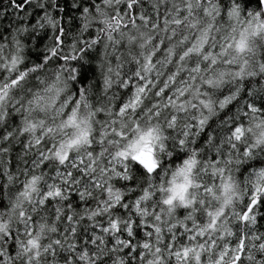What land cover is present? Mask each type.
Returning a JSON list of instances; mask_svg holds the SVG:
<instances>
[{
  "label": "snow or ice",
  "instance_id": "obj_1",
  "mask_svg": "<svg viewBox=\"0 0 264 264\" xmlns=\"http://www.w3.org/2000/svg\"><path fill=\"white\" fill-rule=\"evenodd\" d=\"M0 7V20L13 13L0 24L5 72H13H0V209L19 217L16 231L0 220V264H264V132L241 146L245 118L264 117V0H8ZM73 28L79 36L69 51ZM33 37L44 51L29 66ZM82 58L95 61L100 79L59 108L67 88L60 72L43 94L15 91L41 65L78 71ZM49 110L58 124L56 116L33 118ZM161 119L176 133L167 148ZM122 140L125 147L105 160L106 147ZM156 143L170 161L182 160L168 187L159 185L166 193L159 203L157 186L141 183L160 171ZM85 145L87 161L71 155ZM97 157L121 194L98 223L90 215L78 222L74 209L102 206L89 194V185L99 187ZM48 217L64 226L41 242L48 225L38 230L37 221Z\"/></svg>",
  "mask_w": 264,
  "mask_h": 264
},
{
  "label": "clouds",
  "instance_id": "obj_2",
  "mask_svg": "<svg viewBox=\"0 0 264 264\" xmlns=\"http://www.w3.org/2000/svg\"><path fill=\"white\" fill-rule=\"evenodd\" d=\"M251 3L254 5L255 0H251ZM78 36H79V33L74 28L69 31V35L67 37V43L65 45L66 49L71 51V44L75 43L74 37H78ZM50 42H51V37H49V39L45 41V43H50ZM35 44H36V38L33 37L32 44L26 45V54L24 56V63L28 64L29 66L34 64L39 54L42 51H44V45H40V47H35ZM28 49L31 50L30 53L27 52ZM8 54H9V49L5 48L3 50H0V72H5L4 63L6 62L5 57ZM81 64L83 65L82 67L80 65L77 66V68L79 69L78 71L77 69H74L71 64L56 65L54 63L53 65H47V66L41 65L38 73H33L29 71L24 81L21 82L17 86L15 91H18L20 97L22 98L27 97L29 93H32L35 91H39L43 94L44 88L46 87V85L54 81L56 72H60L61 84L62 85L66 84L67 88L62 93V98L56 101V107L59 108L60 103L62 102V99H66L69 95L74 97L76 95L77 89H79L80 87L87 88L89 86V82H95L96 80L100 79L99 70L98 69H96L95 71L93 70L95 61H86L84 58H82ZM21 70H24L23 65L18 66L15 71L20 72ZM12 74H13L12 71L5 72L6 77H10ZM32 115H33V118H45L46 120L51 122L52 117L56 116V113L52 110H49L47 114H40L39 117H37L35 113H33ZM253 115H255L256 117L255 120H253ZM20 119H22V117H20ZM261 119H264V117L260 116L259 114H251V113L249 114L247 118H245L244 128H245L246 136H245V139L241 142V146H243L244 144H248L250 142H254L256 137L261 132H264V128L256 127V123ZM59 121H60V116H56V123L58 124ZM147 123H148L147 117H144L142 120V124L144 126H147ZM151 123L155 125L157 121L152 120ZM158 123L161 125V133H160L161 136L168 137L167 140L161 141L165 144L167 148V146L172 143V139L174 138L176 133L168 128L167 124L164 122L163 119L159 120ZM249 128H251L250 132L248 131ZM170 131L172 132L171 136H169ZM58 141H59V137L56 138L57 143ZM51 142L52 141L50 140V143ZM126 143H127L126 141L122 140L119 142V144L107 146L106 155L104 159L109 160L112 156L115 155L117 151L124 148ZM87 151H88V148L85 145L79 148L78 150L74 148L71 152V155L73 157L83 155L85 156V160L87 161V155H86ZM154 151L156 154V158L159 159L161 162L160 171L158 174L142 177L141 183H146L150 181L151 183L157 186L152 191H153L154 200L156 201V203H159L160 198L166 195V193H161L159 191V185L163 184L165 188L168 187V183L172 179V174L173 172L176 171L175 165L180 164L182 166V160L177 159L175 161H170L166 153H161L160 148H159V143L154 144ZM173 155L174 156L176 155L174 149H173ZM69 163H71V161H69ZM111 163L115 167L118 165L119 161L112 160ZM104 167H105V164L103 163V161H101L97 157L96 172H95V176L92 177V179H95L99 183V187L97 188L92 185H89L90 196L95 200L96 204L102 205V206L99 208L91 206L87 210H85V206L82 205L81 206L82 211L80 213H78L74 209L72 212V215L77 217L78 222L82 218H86L89 215L92 217L93 222H97L96 216L107 214L106 209H107L109 202H114L115 198L121 194L120 190L116 189L115 187V176L111 173H104L102 171ZM129 170L134 172L135 164H129ZM45 171L47 172V170ZM37 174H39V169H37ZM89 175L92 176L91 173ZM233 175L235 176L236 174L233 173ZM201 178L204 180L207 179V177H203V176ZM22 182H23L22 178L19 179L17 181V186H19V183H22ZM0 183H3V181L0 180ZM109 188H111L112 190L109 191ZM136 190H139V184L137 185ZM40 191H42V189H40ZM73 191H75V189H73ZM125 191L131 192L133 190L128 189ZM38 195H39V191L33 195L32 205H35L36 196ZM5 202L7 203L8 201H5ZM20 202L23 204L24 210L30 211V205L26 201H24L23 198H21ZM19 210L20 209L17 208L16 212L18 213ZM0 220H3L5 225L9 227L12 231H16L17 225L19 223L18 215L13 214L11 211L7 209H0ZM49 220H51L50 225L48 224ZM41 224L48 225V227L45 228L41 234V242H43V240L54 239L55 233L59 232L60 227L64 226V225H61L59 221L51 217L38 220L37 221L38 230ZM53 229L55 231H53Z\"/></svg>",
  "mask_w": 264,
  "mask_h": 264
},
{
  "label": "trees",
  "instance_id": "obj_3",
  "mask_svg": "<svg viewBox=\"0 0 264 264\" xmlns=\"http://www.w3.org/2000/svg\"><path fill=\"white\" fill-rule=\"evenodd\" d=\"M7 2H8V0H0V5H5V4H7ZM67 2H68V4H70L71 0H67ZM0 12H4V9L2 7H0ZM12 17H13V13L11 11H8L7 13H5L4 18L2 20H0V24H3L6 26L9 22V19H11ZM66 20H67V18H66Z\"/></svg>",
  "mask_w": 264,
  "mask_h": 264
}]
</instances>
